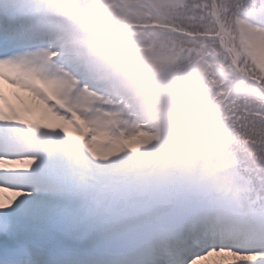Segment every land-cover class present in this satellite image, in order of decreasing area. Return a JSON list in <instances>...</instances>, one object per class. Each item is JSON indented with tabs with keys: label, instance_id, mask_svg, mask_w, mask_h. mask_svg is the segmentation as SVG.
Listing matches in <instances>:
<instances>
[{
	"label": "snow or ice",
	"instance_id": "6c2138e0",
	"mask_svg": "<svg viewBox=\"0 0 264 264\" xmlns=\"http://www.w3.org/2000/svg\"><path fill=\"white\" fill-rule=\"evenodd\" d=\"M214 256L264 264V0H0V264Z\"/></svg>",
	"mask_w": 264,
	"mask_h": 264
}]
</instances>
